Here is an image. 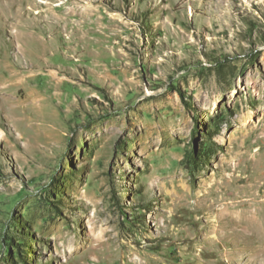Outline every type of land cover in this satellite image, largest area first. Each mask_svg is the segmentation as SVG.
Instances as JSON below:
<instances>
[{
  "label": "rangeland",
  "instance_id": "1",
  "mask_svg": "<svg viewBox=\"0 0 264 264\" xmlns=\"http://www.w3.org/2000/svg\"><path fill=\"white\" fill-rule=\"evenodd\" d=\"M0 264H264V0H0Z\"/></svg>",
  "mask_w": 264,
  "mask_h": 264
}]
</instances>
